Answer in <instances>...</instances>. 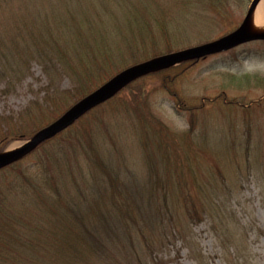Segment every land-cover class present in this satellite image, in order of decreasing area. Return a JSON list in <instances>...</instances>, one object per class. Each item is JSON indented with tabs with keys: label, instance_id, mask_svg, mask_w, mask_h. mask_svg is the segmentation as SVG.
Here are the masks:
<instances>
[{
	"label": "rangeland",
	"instance_id": "rangeland-1",
	"mask_svg": "<svg viewBox=\"0 0 264 264\" xmlns=\"http://www.w3.org/2000/svg\"><path fill=\"white\" fill-rule=\"evenodd\" d=\"M253 14L264 25V0H0V153L134 66L242 27L264 34L249 26ZM77 120L47 143L49 170L71 188L70 166L78 165L84 181L92 144L113 166L112 175L88 176L102 182L105 196L124 204L132 198L135 206L136 194L167 195L166 218L131 242L176 243L155 264H236L233 255L221 259L219 243H250L249 264H264V38L154 67L45 139ZM144 136L159 146L142 149ZM112 181L130 190L114 192ZM206 193L216 209L190 213V205L210 209ZM8 200L13 210L21 207L20 196ZM181 243H193L205 258L194 260Z\"/></svg>",
	"mask_w": 264,
	"mask_h": 264
},
{
	"label": "trees",
	"instance_id": "trees-1",
	"mask_svg": "<svg viewBox=\"0 0 264 264\" xmlns=\"http://www.w3.org/2000/svg\"><path fill=\"white\" fill-rule=\"evenodd\" d=\"M28 55L26 51L25 56ZM0 62L4 63L5 60ZM247 102L246 99L244 103L240 102L241 107ZM78 121L0 169V264H152L161 260L176 245L131 243L133 237L139 238L141 242L147 228L153 224L156 228L166 218L165 210H171L167 195L158 198L136 194L135 197L141 199L140 205L135 206L130 205L129 200L137 202L132 198H126V206L114 193L105 196L102 182H94L88 176L93 174L94 177L97 172L112 175L113 166L110 160L104 159L99 153L96 155L98 150L94 145L89 144L92 152L86 160L87 174L84 181L76 177L78 165L76 169L70 166L72 177L69 176L68 183L71 188L67 183L55 181L52 168L49 170L50 163L47 162L50 157L45 151L47 143L70 131ZM170 131L165 130L164 137H169ZM73 138L71 136V141ZM152 144L159 146L144 136L142 149H151ZM70 156L72 163L75 155ZM166 163L165 168L168 169ZM109 185L114 186V192L130 190V183L126 182L112 181ZM17 195L21 197V207L13 210L15 207L8 199ZM130 195L123 194L124 197ZM206 195L210 209L197 210L194 205H190L188 211L203 213L215 210L209 198L211 193ZM107 207L114 211H108ZM119 222L124 223V230H120ZM219 244L224 255H221L222 260L229 261L228 257L233 255L232 260L236 264L250 263V243ZM181 245L193 252L191 257L194 260L205 258L201 250L195 251L193 243ZM200 263L197 261V264Z\"/></svg>",
	"mask_w": 264,
	"mask_h": 264
},
{
	"label": "water",
	"instance_id": "water-1",
	"mask_svg": "<svg viewBox=\"0 0 264 264\" xmlns=\"http://www.w3.org/2000/svg\"><path fill=\"white\" fill-rule=\"evenodd\" d=\"M264 38V34H248L244 27L240 28L236 32H233L227 36L220 38L217 41L210 42L199 47H192L186 49L185 51H180L178 53L167 55L156 61L145 62L141 65L134 66L133 68L121 73L118 77L111 80L104 87L93 92L86 99L81 101L74 108L65 113L61 118L57 119L53 124L43 128L38 133H36L28 142L21 145L19 148L13 149L12 151L0 153V169L6 164L10 163L16 159L19 155L25 153L27 150L31 149L39 142L44 140L47 136L52 135L61 129L65 128L68 123L72 122L78 118L81 114L87 111L89 108L98 103L102 97L116 85L123 83L124 81H129L134 77L142 74L154 67L164 66L174 63L175 61H180L186 57L200 56L202 54L213 53L220 50H226L233 47L235 44L245 42L248 40Z\"/></svg>",
	"mask_w": 264,
	"mask_h": 264
},
{
	"label": "bare ground",
	"instance_id": "bare-ground-1",
	"mask_svg": "<svg viewBox=\"0 0 264 264\" xmlns=\"http://www.w3.org/2000/svg\"><path fill=\"white\" fill-rule=\"evenodd\" d=\"M261 19H262V16H258L257 14H253L250 18L249 26L251 28H257V29H260L261 27L263 28L264 25H263V23H261L262 22V21H260ZM31 149H33V148H31ZM31 149L27 150L26 152L30 151Z\"/></svg>",
	"mask_w": 264,
	"mask_h": 264
}]
</instances>
